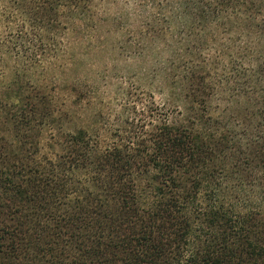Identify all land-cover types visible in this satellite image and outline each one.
I'll use <instances>...</instances> for the list:
<instances>
[{
	"label": "trees",
	"instance_id": "trees-1",
	"mask_svg": "<svg viewBox=\"0 0 264 264\" xmlns=\"http://www.w3.org/2000/svg\"><path fill=\"white\" fill-rule=\"evenodd\" d=\"M81 1L0 0V53L56 59ZM169 11L172 108L133 104L109 140L0 80V264H264V0Z\"/></svg>",
	"mask_w": 264,
	"mask_h": 264
},
{
	"label": "rangeland",
	"instance_id": "rangeland-1",
	"mask_svg": "<svg viewBox=\"0 0 264 264\" xmlns=\"http://www.w3.org/2000/svg\"><path fill=\"white\" fill-rule=\"evenodd\" d=\"M173 4L174 0H82L86 15L74 19L62 36L56 59L31 66L3 51L0 80L3 86L21 83L46 89L53 97L55 117L65 118L63 129L98 132L109 140L134 116L133 104L136 122L141 105L155 102L172 108L167 104L172 99L166 60L173 55L170 48L181 47L175 41L181 37L178 29L168 30L165 22ZM188 47L197 50V42ZM210 55L213 66L215 51ZM181 102L177 108L182 111Z\"/></svg>",
	"mask_w": 264,
	"mask_h": 264
}]
</instances>
